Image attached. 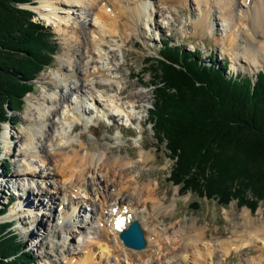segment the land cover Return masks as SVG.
I'll list each match as a JSON object with an SVG mask.
<instances>
[{"label": "rangeland", "instance_id": "374dc122", "mask_svg": "<svg viewBox=\"0 0 264 264\" xmlns=\"http://www.w3.org/2000/svg\"><path fill=\"white\" fill-rule=\"evenodd\" d=\"M35 1L38 3V0ZM116 1L123 3L122 0ZM132 1L134 0H128V3L131 5ZM236 1L237 4L239 2L242 3V0ZM104 2H110V0ZM142 3L153 4L150 11V14L152 12L153 16L151 19L147 18V25L138 24L137 29L132 31L128 38L117 39L116 37L117 44H121V47L116 45L106 46V50L109 52V58L114 64L112 68L117 72L116 74H118V76L120 74L124 78L121 79L122 83L120 85L117 84L118 87L114 84L112 87H108V89L112 88L110 91L112 93L116 92L115 94L119 95L118 99L121 98L126 105L128 102L125 100H127L130 93L135 91L136 88H142L144 86L148 96L144 100H136L134 104L130 105L132 114H135V120L131 123V126H126L128 122L124 121L122 117H117L113 126L108 124V121L102 119L100 121V127L94 130H91L89 127L84 132L86 138H80L76 137V135L79 136L81 132H83L84 125L81 121H77L75 123L76 128L72 133L76 138L74 141L75 143L73 142V146L75 149L77 148V154H81L85 148H89L91 152L96 154L94 155L95 157L106 150L108 155H120V157L128 159L130 161V166L135 167L129 174L125 175L126 177L123 179L124 186H126V191L125 188L122 190V192H126L123 200L127 201L128 199H133L137 201L140 199L138 202L139 208H137V210L140 211L139 215L141 214L143 216L149 214L148 209H146V213L143 212V209L146 208L141 201L143 198L140 197L137 199L135 194L139 191V188L146 183L156 184L158 188L156 194L158 199L159 197L162 198L163 204H161L162 206L160 205L162 209L159 214L160 217L154 220V225H156L159 230H167L166 232L168 234L170 233L171 236L174 234L173 229L179 226L184 229V236L187 234H194L197 231H205V235L199 244L205 242L206 245L209 244L214 248L212 249V258L206 261V263L257 264L259 262L257 260L259 259L264 263V251L261 252L257 246H245L237 250L231 249V251L227 253L223 252V250L218 247L221 240L224 239L225 241L226 239L233 241L237 240L239 243L241 238H238V236L236 238L235 229L239 223L242 227V214L249 211L254 218L259 216L258 213L260 211L264 212V199L257 201L258 206L254 211H250V209L244 206L240 207L236 204V199L231 201L228 205L222 206L219 205L215 199L198 197L190 192L181 194L178 191V187L172 185L171 182L167 180L172 161L168 158V155L165 154L163 146L157 143L146 116L147 109L152 106L151 101L153 100V95L150 87L151 80L154 76L153 71L149 69L145 60L148 56H155L157 52L161 50V42L167 39H169L170 43L183 44L186 48L191 50L199 49L203 58L213 53L217 60L226 59L229 63L228 68L232 73L242 72L248 75L255 74L259 70L264 69V56L259 63H252L246 58V54H244L243 49L245 48L241 49L239 47L236 49L234 44H230L231 42L241 41L242 38L241 34H239V29H241L243 25H241V22L238 20L237 25H234L235 23L230 19V15H226V19L220 20L219 12L217 11L219 5L215 0H201L200 3L197 0H142ZM36 5L24 4L20 5V7L31 9L35 12L33 20L51 29L52 33L49 35V42L55 49L50 55L53 56V60L50 61L49 65L43 70H40L37 74L35 73V78L32 81L34 82L32 84V91L24 95L32 94L40 97L41 93L44 91L42 82H40L41 76L44 75L45 80L50 83L51 71H55L62 66L64 67L61 61L62 58H66L67 47L64 38L71 36V30L70 28L66 29L65 24L62 23L64 30L57 31L55 28L57 23L47 20L38 10L33 9ZM103 5L104 3L102 6ZM123 5L125 6L124 3ZM215 5L217 6L216 9L214 8ZM110 7L114 6L111 5ZM202 9H207L212 19L211 22H199V20H202ZM62 10L64 11V9L58 10L60 11L59 14L67 15L66 12ZM235 12H237V10ZM148 13L149 12H147V14ZM69 17L75 21H80L78 23L79 26L82 24L81 16L79 18L77 14L70 13ZM91 17L92 16L89 18ZM63 32H65L67 36H65ZM258 34V39L264 44V34H262L261 31H258ZM230 36L233 37L232 41ZM109 40L114 41L115 39L109 37ZM116 41H114V44H116ZM235 55L239 56L240 61L235 59ZM140 74H142V76H139ZM45 90L46 94H50L53 91L58 92L59 87H56L54 84H47ZM69 95L70 93L68 96ZM24 96H22L24 101L21 109L11 111L7 105L5 106L8 115L11 118L14 116L15 119L3 123L1 125L2 129L0 130V209H4V213H2L0 217L2 215L4 216L1 217L2 219L0 218V222L11 221L12 230L24 244L25 250L30 252L29 256L34 259L30 264H70L69 258L72 256L74 260L77 261V264H80V260L83 259L84 254H89V257L93 256V259H95V263L89 264H103L105 260L107 258L110 259L111 256V246L108 247V254L104 248H102V246L106 247L109 245L108 241L103 243L99 242L101 246L92 242L93 244H91L90 247L82 248V246L88 242V239L94 240V242L97 241L95 240L98 235L96 226H91L93 228L89 230L83 227V225L89 226L93 221L95 222V220L91 218L92 214L90 212L92 211L91 209L95 208V205L89 201L87 202V199L86 201L83 200L80 202V207L78 206L76 209L77 211L79 210V212H72L71 221L68 222L69 220L66 219L67 217L63 213L70 212L71 210L66 207L62 212L60 205L65 206V202H67L69 197L62 202L60 195L55 193L53 185V183L57 185L61 184L64 179L62 174H60V170L58 171L56 169V161L52 159L50 162L49 160L42 162L43 156L34 158L37 162L35 164L37 173L19 175L18 172L22 173L25 167L22 156L16 152L17 145L21 143L22 139L14 137L16 140H19L14 144L12 143V150H14V153L12 150H6L3 132L8 134L10 138L13 137V133H18L24 126L28 125V121L24 118L26 113V101ZM128 110H130V108ZM140 121L143 122L141 125L138 123L136 124V122ZM116 136L119 137V140L115 139ZM6 142L9 143V140ZM80 142H83V145L80 146ZM141 152H149L151 154V160L145 163L142 162L140 158ZM2 161H6L9 165V171L4 169ZM48 166L50 169L47 170L46 167ZM113 168H117L116 170H118L120 167L118 165L116 168ZM116 176V173H113V175L110 173L109 175L111 180L108 182L107 186L112 192H115V189L118 187V182H116V180L121 181L122 178L120 177L123 175ZM135 182H139L138 187ZM11 186L13 187L11 188ZM37 189L42 190V195L47 194V197H41L44 207L50 206L49 202L51 201L47 199L49 196L56 199L54 201V206L50 208L48 213H44L45 211L41 209L38 204L39 196H36ZM72 191V196L75 199L78 193L77 188L74 187ZM26 194L30 196V199H26ZM94 198L99 202L102 197L98 196ZM23 200H25L29 207L26 208L22 206L20 211L22 214L17 216L13 215L15 213H12V208L17 205L18 201ZM192 201H199L198 209H192ZM6 203L9 204L5 207ZM34 206L35 208L30 210L31 207ZM23 210L28 211L24 212ZM29 212L34 214L36 218L35 224L31 223L29 220ZM18 216H21V218H18ZM190 221H193L195 225L191 226L189 224L188 227H186V224L190 223ZM71 222H74L73 226L77 227L76 232L70 233V231H68L69 233H66L64 230L65 224ZM139 222L142 227V221L139 220ZM142 228H144L147 234L146 224L143 225ZM172 245L173 244H171V247ZM198 249L204 253L200 246ZM202 253L200 254L201 257H203ZM172 255L173 260L168 257L169 262L166 264H193L190 258L188 260L181 259V254L173 253ZM88 260L89 259H87L84 264H87L89 262Z\"/></svg>", "mask_w": 264, "mask_h": 264}, {"label": "bare ground", "instance_id": "6f19581e", "mask_svg": "<svg viewBox=\"0 0 264 264\" xmlns=\"http://www.w3.org/2000/svg\"><path fill=\"white\" fill-rule=\"evenodd\" d=\"M104 1L106 0H38V5L33 7L47 20L57 23L55 27L57 31H63L62 23L65 24L66 29L70 28L71 36H67L63 32L67 36L64 38L67 47L66 58H60L64 67L51 71L50 83L45 80L44 75L41 76L40 82H42L44 91L40 97L32 94L24 96L26 101L24 118L28 121V125L24 126L18 133H13V137L10 138L8 134L3 132L6 150L13 149V144L19 141L15 138L22 139L21 143L17 145L16 152L22 156L25 167L22 173L18 172L19 175L37 173L35 168L37 162L34 158L43 156L42 162L46 160L50 162L52 159L56 161V169L60 170V174H62L65 181L61 179V184L53 183V185L55 193L60 195L62 202L69 197L67 202H65V206L59 204L62 212L66 207L71 210L63 213L66 215V219L69 220L68 222L71 221L72 212H79L76 209L78 206L80 207V202L83 200L86 201L87 199V202L89 201L95 205V208L90 211L92 214L91 218L95 222L93 221V224L91 223L89 226L83 225V227L89 230L96 226L98 235L95 240L97 241L94 242V240L88 239V242L82 248H88L93 243L101 246L99 242L108 241L109 245L106 247L102 246V248L108 254V247L111 246V256L103 264H166L169 262L168 257L173 260V253L181 254V259L183 258L184 260L192 259L193 264H211V262L206 263V261L212 258V249L214 248L209 244L206 245L205 242L199 244L205 235V231H197L194 234L184 236V229L179 226L173 229L174 234L171 236L170 233L166 232L167 230H159L154 225V220L160 217L159 214L162 210L160 205L163 204L162 198L159 197L158 199L156 194L158 190L156 184L145 182L146 184L142 185L135 194L137 199L143 198L141 201L146 207L143 212L146 213V209H148L149 214L139 215L140 211L137 208H139L138 202L140 199L137 201L133 199L123 200L126 193L122 192L123 188L126 191L123 179L135 167L130 166L128 159H124L120 155H108L106 150L95 157L94 155L96 154L91 152L89 148H85L81 154L79 152L77 154V148L75 149L73 146L76 138L72 133L76 128L75 123L77 121H81L84 125L83 132L79 136L76 135V137L80 138H86L84 132L89 127L91 130L100 127L102 119L108 121L111 126L114 125L115 119L121 116L126 119V122H133L135 114H132L130 105L134 104L136 100H144L148 96L144 86L136 88L125 100L129 103L126 105L121 98L118 99L119 95L115 94L116 92L112 93L110 91L112 88L108 89L114 84L120 85L122 83L121 79L124 78L120 74L118 76L117 72L112 68L114 64L109 58L106 46L116 45L121 47V44H117L116 37L117 39L128 38L129 34L137 29L138 24L147 25V18L151 19L153 16L152 12L150 14L153 1L150 5L142 3V0H134L130 5L128 0H122L125 6L116 0ZM197 1L201 2V0ZM215 1L219 5V7L215 5L214 8L216 9L217 7L220 20H224L226 15H230V19L235 23L234 25H237V20L243 25L239 29L241 41L231 42L230 44H234L236 49L239 47L241 49L245 48L243 50L246 58L252 63H259L264 56V44L258 39V31L264 34V0H242V3L239 2L238 4L236 0ZM103 3L104 5L102 6ZM111 5L115 8L110 7ZM61 9H64L62 11L66 12L67 15L59 14L60 11L58 10ZM236 10L238 13L235 12ZM147 12H149V15ZM70 13L77 14L79 18L80 16L82 17L80 26L78 24L80 21H75L69 17ZM90 16L92 17L89 18ZM201 18L202 20H199L201 23L212 21L207 9H202ZM109 37L115 39L116 44H114L113 40L110 41ZM230 38L232 41L233 37L230 36ZM235 59L240 61L239 56L235 55ZM47 84H54L59 87V91L46 94L45 88ZM67 93H70V95L68 96ZM129 108L130 110H128ZM137 123L141 125L143 122ZM115 139L119 140V137L116 136ZM8 140L9 143L6 142ZM81 145H83V142H80ZM12 152L14 153V150ZM150 156L149 152H141L140 154V158L144 163L151 160ZM118 165L120 168L116 170ZM46 168L47 170L50 169L49 166ZM110 173L112 175L116 173L117 176L123 175L120 177L122 178L121 181L116 180L118 187L115 192H112L107 186L111 180L109 177ZM136 183L138 187L139 182ZM74 187L78 191L75 197L76 200L72 196ZM41 192L42 190L40 189L36 191V196H39L38 204L45 211L44 213H48L50 208L54 206L56 199L49 196L47 199L51 201L49 202L50 206L44 207L41 197H47V194L42 195ZM98 196L102 197L99 202L94 198ZM26 199H30L28 194H26ZM22 206L29 207L25 200L18 201L17 205L12 208V213H15L13 215L22 214L20 212ZM33 208L35 206L31 207L30 210ZM23 211L26 212L28 210ZM263 214L264 212L260 211L258 213L259 216L254 218L249 211L245 214L243 213L242 227L239 223L235 229L236 238L237 236L241 238L239 241L240 245L237 240L226 239L225 241L224 239L221 240L218 247L225 253L231 251V249L237 250L245 246H257L261 252L264 251ZM28 217L31 223H36L34 214L29 212ZM128 217L141 220L143 225L146 224L147 234L142 228L146 244L140 250H133L124 246L119 239L120 228L117 223L120 220H125L126 223L129 219ZM18 218H21V216H18ZM189 224L191 226L195 225L193 221H190V223L186 224V227ZM65 225L64 230L66 233H69L68 231L70 233L76 232L77 227L73 226L74 222L66 223ZM171 244H173L172 247ZM199 246L204 253L198 249ZM201 253L203 257L200 256ZM71 254L74 255L73 253ZM88 255L84 254L80 264H84L87 259H89L87 264L95 263L93 256L89 257ZM72 257L69 258L70 264H77V261ZM257 261H259L257 264H264L261 259Z\"/></svg>", "mask_w": 264, "mask_h": 264}, {"label": "trees", "instance_id": "16d2710c", "mask_svg": "<svg viewBox=\"0 0 264 264\" xmlns=\"http://www.w3.org/2000/svg\"><path fill=\"white\" fill-rule=\"evenodd\" d=\"M35 3L0 0V130L15 119L5 106L21 109L35 73L53 60L51 29L33 20L31 9L20 7ZM160 48L155 57L145 58L154 76L146 116L172 161L168 181L181 194L215 199L222 206L236 199L254 211L264 199V69L232 73L226 59L213 53L203 58L199 49L169 39ZM2 165L9 171L6 161ZM198 208L199 201H192V209ZM11 224L0 222V264H30L34 259Z\"/></svg>", "mask_w": 264, "mask_h": 264}, {"label": "water", "instance_id": "95a60500", "mask_svg": "<svg viewBox=\"0 0 264 264\" xmlns=\"http://www.w3.org/2000/svg\"><path fill=\"white\" fill-rule=\"evenodd\" d=\"M119 237L126 247L133 249H142L145 244L144 231L138 220H132L128 226L122 229Z\"/></svg>", "mask_w": 264, "mask_h": 264}]
</instances>
